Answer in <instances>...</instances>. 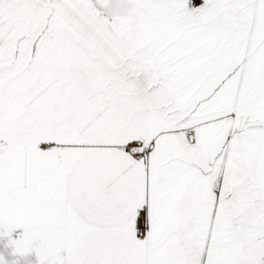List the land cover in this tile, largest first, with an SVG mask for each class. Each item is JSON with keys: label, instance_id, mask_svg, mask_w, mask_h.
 <instances>
[{"label": "snow or ice", "instance_id": "snow-or-ice-1", "mask_svg": "<svg viewBox=\"0 0 264 264\" xmlns=\"http://www.w3.org/2000/svg\"><path fill=\"white\" fill-rule=\"evenodd\" d=\"M0 264H264V0H0Z\"/></svg>", "mask_w": 264, "mask_h": 264}]
</instances>
